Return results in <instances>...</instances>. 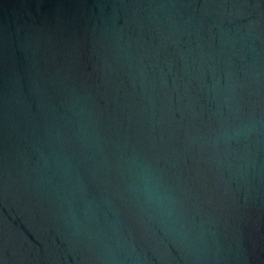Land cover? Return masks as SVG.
I'll list each match as a JSON object with an SVG mask.
<instances>
[{
    "label": "water",
    "instance_id": "95a60500",
    "mask_svg": "<svg viewBox=\"0 0 264 264\" xmlns=\"http://www.w3.org/2000/svg\"><path fill=\"white\" fill-rule=\"evenodd\" d=\"M0 264H264V0H0Z\"/></svg>",
    "mask_w": 264,
    "mask_h": 264
}]
</instances>
